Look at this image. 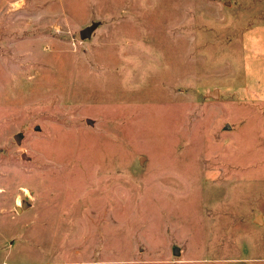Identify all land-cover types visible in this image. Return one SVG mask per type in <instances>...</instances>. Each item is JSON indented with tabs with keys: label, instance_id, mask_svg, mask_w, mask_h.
<instances>
[{
	"label": "rangeland",
	"instance_id": "rangeland-1",
	"mask_svg": "<svg viewBox=\"0 0 264 264\" xmlns=\"http://www.w3.org/2000/svg\"><path fill=\"white\" fill-rule=\"evenodd\" d=\"M0 264H264V0H0Z\"/></svg>",
	"mask_w": 264,
	"mask_h": 264
},
{
	"label": "water",
	"instance_id": "water-1",
	"mask_svg": "<svg viewBox=\"0 0 264 264\" xmlns=\"http://www.w3.org/2000/svg\"><path fill=\"white\" fill-rule=\"evenodd\" d=\"M96 26H97L96 23H92V24L86 26L85 28L81 29L79 31L80 38H82V39L89 38L91 36L93 30L96 28ZM207 96L212 97V98H216L217 97V91L212 90L209 93H207ZM255 220H259V217H256Z\"/></svg>",
	"mask_w": 264,
	"mask_h": 264
},
{
	"label": "bare ground",
	"instance_id": "bare-ground-1",
	"mask_svg": "<svg viewBox=\"0 0 264 264\" xmlns=\"http://www.w3.org/2000/svg\"><path fill=\"white\" fill-rule=\"evenodd\" d=\"M19 5V4H18Z\"/></svg>",
	"mask_w": 264,
	"mask_h": 264
}]
</instances>
